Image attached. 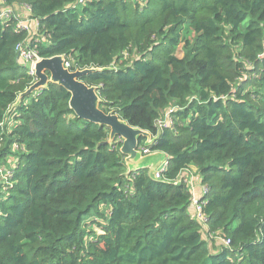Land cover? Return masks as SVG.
<instances>
[{
	"label": "trees",
	"instance_id": "1",
	"mask_svg": "<svg viewBox=\"0 0 264 264\" xmlns=\"http://www.w3.org/2000/svg\"><path fill=\"white\" fill-rule=\"evenodd\" d=\"M7 5L39 21L41 58L105 70L81 81L170 160L163 181L129 173L54 83L13 108L37 78L17 60L28 34L0 20V264H264V0ZM187 169L209 189L205 227L173 184Z\"/></svg>",
	"mask_w": 264,
	"mask_h": 264
},
{
	"label": "water",
	"instance_id": "2",
	"mask_svg": "<svg viewBox=\"0 0 264 264\" xmlns=\"http://www.w3.org/2000/svg\"><path fill=\"white\" fill-rule=\"evenodd\" d=\"M18 59L19 58H17V60ZM66 61L67 59L65 56H55L52 58H43L38 62L34 66L37 81L25 93L20 95V100L13 108L19 105L22 98L46 88L49 83L62 86L71 94L69 107L75 112L78 118L100 126H106L110 130L109 141L101 144H112L116 138L122 139L120 151L126 157L125 162L129 173L148 169L150 177L159 181L156 179V173L163 169L167 155L163 152L144 154L140 145L141 139H147L143 147L151 149L156 139H154L148 131L132 127L117 114L103 111L100 108L102 101L98 94V89L93 86H88L81 81V78L84 76L105 70L90 68L72 71L65 67ZM109 70H113V68ZM139 154H141L142 158L143 155L152 154L151 156L155 160V166L150 169L136 166L133 162Z\"/></svg>",
	"mask_w": 264,
	"mask_h": 264
},
{
	"label": "built area",
	"instance_id": "3",
	"mask_svg": "<svg viewBox=\"0 0 264 264\" xmlns=\"http://www.w3.org/2000/svg\"><path fill=\"white\" fill-rule=\"evenodd\" d=\"M85 0H81V3H84ZM23 9L27 10L29 12L28 6L23 7ZM0 20L7 24L10 21L15 22V29L17 32L21 33H27L28 36L21 41L16 46V52H17V58L18 62L21 64L29 67L30 75L35 76V70L34 66L40 62L43 58L40 57L39 51H38V45L41 43V38L33 40V37L38 32V29L40 27V23L38 20H33L30 15L21 14L19 13L15 8L10 7L7 5V0H0ZM72 60L67 58L65 67L71 68ZM36 78V76H35ZM37 80V79H36ZM173 113V110H170L168 113L169 121L167 124V127L171 126V123H173L171 114ZM158 127L161 128L165 124L161 121L157 123ZM142 151L144 154L152 153V150L150 148H146L141 146ZM170 158L167 156L165 160L164 167L161 171H157L156 173V179L163 181V174L167 171L168 165H169ZM192 170L187 169L182 171L180 176L176 181L173 182L174 185H180V184H186L190 193H191V213L192 216L195 218L197 222H199L204 227L208 223V217L205 213V205L207 202V195L209 193V189L207 186L201 184V192L198 193L195 188V184L199 182V178H196L195 174H192ZM191 175V179H189V176ZM200 184V183H199ZM224 245H230V241H225Z\"/></svg>",
	"mask_w": 264,
	"mask_h": 264
},
{
	"label": "rangeland",
	"instance_id": "4",
	"mask_svg": "<svg viewBox=\"0 0 264 264\" xmlns=\"http://www.w3.org/2000/svg\"><path fill=\"white\" fill-rule=\"evenodd\" d=\"M180 54L183 55V53H180ZM115 143L116 144L122 143V139L116 138ZM151 155H143V158H142L141 154H139L133 163L136 164V166H138L140 168H149L150 169L151 167L155 166V160ZM192 174H195V172H192ZM189 179H191V175L189 176ZM197 186H198V184L196 183L195 188ZM209 244H210L211 249H215V248H218L222 245L224 246L225 243H224L223 239L222 240L218 239L216 241H211Z\"/></svg>",
	"mask_w": 264,
	"mask_h": 264
},
{
	"label": "crops",
	"instance_id": "5",
	"mask_svg": "<svg viewBox=\"0 0 264 264\" xmlns=\"http://www.w3.org/2000/svg\"><path fill=\"white\" fill-rule=\"evenodd\" d=\"M19 13H21V14H26V15H30L29 14V12L27 11V10H25V9H23V8H18V9H16ZM198 184V186L196 187V191L198 192V193H200L201 192V184H199V182L197 183ZM191 210V209H190ZM190 213H191V211H190Z\"/></svg>",
	"mask_w": 264,
	"mask_h": 264
}]
</instances>
